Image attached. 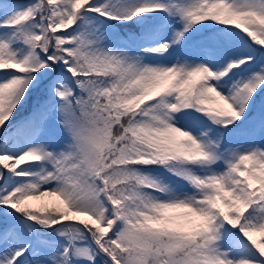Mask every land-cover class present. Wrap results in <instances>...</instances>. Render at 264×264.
<instances>
[{
  "label": "snow or ice",
  "instance_id": "6c2138e0",
  "mask_svg": "<svg viewBox=\"0 0 264 264\" xmlns=\"http://www.w3.org/2000/svg\"><path fill=\"white\" fill-rule=\"evenodd\" d=\"M0 264H264V0H0Z\"/></svg>",
  "mask_w": 264,
  "mask_h": 264
},
{
  "label": "rangeland",
  "instance_id": "374dc122",
  "mask_svg": "<svg viewBox=\"0 0 264 264\" xmlns=\"http://www.w3.org/2000/svg\"><path fill=\"white\" fill-rule=\"evenodd\" d=\"M17 2H23V0H17Z\"/></svg>",
  "mask_w": 264,
  "mask_h": 264
}]
</instances>
